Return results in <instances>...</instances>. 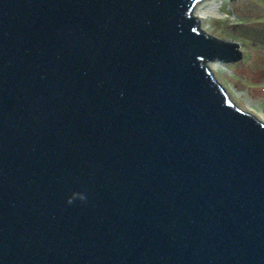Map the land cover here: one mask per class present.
Returning <instances> with one entry per match:
<instances>
[{
    "label": "water",
    "instance_id": "water-1",
    "mask_svg": "<svg viewBox=\"0 0 264 264\" xmlns=\"http://www.w3.org/2000/svg\"><path fill=\"white\" fill-rule=\"evenodd\" d=\"M201 1L0 0V264H264V123Z\"/></svg>",
    "mask_w": 264,
    "mask_h": 264
},
{
    "label": "rangeland",
    "instance_id": "rangeland-1",
    "mask_svg": "<svg viewBox=\"0 0 264 264\" xmlns=\"http://www.w3.org/2000/svg\"><path fill=\"white\" fill-rule=\"evenodd\" d=\"M200 28L237 43L241 58L211 72L231 103L264 123V0H202Z\"/></svg>",
    "mask_w": 264,
    "mask_h": 264
},
{
    "label": "bare ground",
    "instance_id": "bare-ground-1",
    "mask_svg": "<svg viewBox=\"0 0 264 264\" xmlns=\"http://www.w3.org/2000/svg\"><path fill=\"white\" fill-rule=\"evenodd\" d=\"M202 2H199L192 10V15L197 18L199 21L204 19L205 13L201 6ZM205 66L209 69L210 72L215 70L214 62L206 63Z\"/></svg>",
    "mask_w": 264,
    "mask_h": 264
}]
</instances>
